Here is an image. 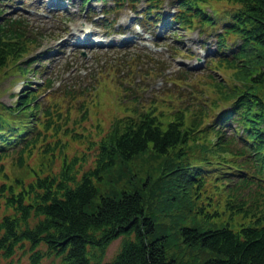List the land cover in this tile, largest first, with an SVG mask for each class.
I'll use <instances>...</instances> for the list:
<instances>
[{"label":"trees","instance_id":"obj_1","mask_svg":"<svg viewBox=\"0 0 264 264\" xmlns=\"http://www.w3.org/2000/svg\"><path fill=\"white\" fill-rule=\"evenodd\" d=\"M100 1L104 13L100 25L105 29L115 26L121 8L137 12L143 3L141 13L148 26L163 18L166 2ZM172 1L176 10L170 26L199 27L207 40L213 38L216 48L207 68L195 72L203 79L195 101L167 113L160 106L166 104L165 98L142 110L124 105V114L115 116L106 132L90 141L87 149L95 152L90 168L83 169L84 151L66 155L57 172L35 171L28 182L15 178L0 183V202L8 210L0 217V264H13L19 251L28 254V264H41L50 255L61 257L63 264H178L166 254L173 228L188 245L199 243L214 253L201 264H264V0ZM5 2L0 0V69L32 53L37 45L24 20L3 15ZM22 63L16 65L24 68ZM128 66L129 72L135 69L132 60ZM224 70L231 74L228 80L212 74ZM52 82L46 79L44 88ZM94 83L79 87L74 80L59 83L48 93L50 104L43 109L37 92L28 89L15 105L1 103L0 177L9 173L4 160L11 159L10 168L17 169L40 153L54 164L56 150L77 142L83 134L69 125L81 124L98 103L101 88ZM73 113L80 116L72 118ZM143 154L158 160L163 193L176 189L180 195H175L182 210L179 226L159 224L155 216H147L144 197L137 190L103 194L97 211L86 210L98 194L96 181L116 164ZM147 183L145 179L143 185ZM190 211L208 221L209 227L187 223L181 212ZM225 212L231 219L241 214L242 220L217 224L214 218ZM121 236L119 252L103 262L109 245Z\"/></svg>","mask_w":264,"mask_h":264},{"label":"rangeland","instance_id":"obj_2","mask_svg":"<svg viewBox=\"0 0 264 264\" xmlns=\"http://www.w3.org/2000/svg\"><path fill=\"white\" fill-rule=\"evenodd\" d=\"M172 2L166 0L163 6V18L148 25L153 32L151 34L137 25L135 17L137 13L128 6L118 12L116 25L105 29L98 24L100 19H104L103 2L100 0H91L86 5L83 0L62 2L6 0L3 15L24 20L28 33L37 39V45L32 53L0 69V109L1 103L15 105L24 89L37 92V101L42 109L50 104L48 93L53 92L59 83L65 84L74 80L78 82L77 87H79L85 86L86 83L95 84L96 80V84L101 89L96 99L98 103L95 102L90 107L86 119L81 124L69 125L83 135L76 139L77 142L71 141V144L67 138L69 146L55 151L54 164L46 159L49 156L44 157L40 153L29 159L24 167H16L17 169H13L14 166L10 168L11 159L4 160L3 163L9 173L8 177L6 175L0 177V183L14 182L15 178L25 179V182H28L35 177V171L38 174L42 172L48 174L51 170L57 172L66 155L72 157L74 153L82 154L84 151L86 162L83 169L90 168L95 158L94 148L87 149L90 141L99 139L97 136L99 132L105 133L112 119L124 114V105L136 106L142 110L145 105L148 106L165 98L166 104L161 103L160 106L167 113L177 110L180 105H191L195 101L200 81L203 80L195 72L207 68V61L199 60V57L207 58L209 51H215V45L213 38L209 37L207 40L199 27L189 30L172 26L170 30H166L167 21L176 10ZM143 6L144 3L138 8V15L141 14ZM168 24L170 26V23ZM144 25L147 27L145 21ZM173 27L177 30V35H174ZM80 28L86 29L81 31V35L85 32L91 33L87 40L90 41L92 38L91 41L95 44L86 45L83 44L85 41L80 42L77 38L69 39L65 43L64 36L73 34ZM99 40L104 43L99 44ZM203 41H207L208 44L203 46ZM176 47L180 49V53L175 50ZM188 54H192L193 57ZM29 58H31L30 63H25L24 60ZM130 60L135 64L132 72H129ZM18 62H24L22 66L25 69L19 68L16 65ZM195 66L200 67L194 68ZM212 74L223 80H228L231 75L227 70L215 71ZM104 76L109 78L103 79ZM48 78L53 82L48 88H44L45 80ZM175 78L177 84L174 82ZM39 88L42 90L40 91ZM77 115L80 116L79 113H73L72 118ZM158 176H160L158 160L146 159L145 154L126 164L118 163L105 173L101 180L96 181L98 194L86 210L97 211L103 194L117 193L122 189L137 190L144 197L147 216H155L159 224L167 225L171 222L179 226L182 210H180V200L175 201V195H180L176 193V189L163 193L162 181L158 180ZM145 179H148V183L143 185ZM7 212L5 204L0 202V217ZM181 213L184 214L187 223L201 222L203 229L209 227L210 223L202 222L194 211ZM214 220L217 224H222L221 220L238 224L235 221H241L242 215L235 214L234 219H231L229 213L225 212ZM173 230H175L173 235L166 242L167 258H174L178 264H201L214 256V253L204 249L199 243L188 245L183 240V235L175 228ZM157 231L158 235L162 234L159 232L160 225H157ZM123 239L121 236L109 245L103 262L108 263L115 257L121 249ZM41 247L45 249V246ZM18 261L28 264V254L19 251L13 259V264H17ZM41 264H63V262L61 257L50 255L45 257Z\"/></svg>","mask_w":264,"mask_h":264},{"label":"bare ground","instance_id":"obj_3","mask_svg":"<svg viewBox=\"0 0 264 264\" xmlns=\"http://www.w3.org/2000/svg\"><path fill=\"white\" fill-rule=\"evenodd\" d=\"M82 30H86V29H83V28H80V29H78V30H75V32L72 34V33H69L68 35H65L64 36V39H65V43H67V41L69 40V39H74V38H77L78 39V41H80V42H84V44H89L90 42H92L91 40H92V38L90 39V41H88L87 39H89V32L88 33H82V35H81V31ZM80 37H84L83 39H81Z\"/></svg>","mask_w":264,"mask_h":264}]
</instances>
